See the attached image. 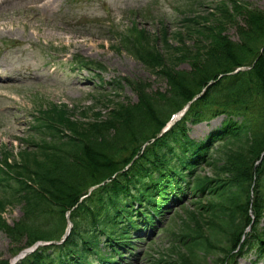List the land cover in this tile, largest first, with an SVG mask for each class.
Returning <instances> with one entry per match:
<instances>
[{
	"label": "trees",
	"instance_id": "16d2710c",
	"mask_svg": "<svg viewBox=\"0 0 264 264\" xmlns=\"http://www.w3.org/2000/svg\"><path fill=\"white\" fill-rule=\"evenodd\" d=\"M230 2L227 22L236 13L245 21L237 40L222 33L224 22L217 21V27L208 17L198 18L205 24L193 23L192 48L182 34L173 36L182 43L175 51L179 60L187 59L193 71L178 70L169 61L166 30L154 38L135 24L121 38L127 52L167 79L165 94L124 78L138 100L114 102L104 119L74 122L66 107L56 104L40 111L29 150L19 160L0 162V184L6 189L0 193V230L17 255L37 241L61 239L69 211L75 225L63 245L40 248L20 264H127L137 243L147 240L140 231L148 227L160 234L159 218L176 203L187 215L189 232L178 240L187 255L148 263L230 264L252 249L264 256V7ZM77 61L84 64L82 57ZM243 66L251 68L220 80L184 121L158 137L171 115L211 80ZM223 114L222 127L205 139L190 137L188 120L199 123ZM107 180L79 204L92 186ZM15 203L23 217L10 225L2 214Z\"/></svg>",
	"mask_w": 264,
	"mask_h": 264
},
{
	"label": "rangeland",
	"instance_id": "374dc122",
	"mask_svg": "<svg viewBox=\"0 0 264 264\" xmlns=\"http://www.w3.org/2000/svg\"><path fill=\"white\" fill-rule=\"evenodd\" d=\"M230 1L0 0V75L4 77L0 80V158L13 155L20 159L34 125L31 115L42 104L65 106L69 118L82 123L106 118L114 102L138 100L124 78L145 82L151 93L165 94L169 88L167 79L125 51L120 44L122 30L138 24L139 29L144 28L154 38L166 30L171 37L169 61L178 70L193 71L194 66L187 59L179 60L175 51L182 43L173 36L182 34L181 39L192 48L193 23L205 24L198 18L208 17L211 25L224 22L222 33L237 40L241 34L237 28L243 27L245 21L236 13L227 22L232 12ZM240 1L264 7V0ZM76 54L104 67L101 87H95L88 79V69L71 63ZM116 81H121L122 88L117 87ZM216 125L218 121L211 126H192L191 134L204 137ZM0 191H4L3 187ZM179 214L148 245L152 257L148 256L143 264H150L146 261L152 258L179 261L187 255L178 241L183 232H189L187 215L183 210ZM22 217L18 203L8 206L2 214V220L10 225ZM145 231L144 235L150 233ZM11 248L10 238L0 230V259L13 260ZM256 256V251H251L240 257L237 264H253ZM258 264H264V260Z\"/></svg>",
	"mask_w": 264,
	"mask_h": 264
},
{
	"label": "water",
	"instance_id": "95a60500",
	"mask_svg": "<svg viewBox=\"0 0 264 264\" xmlns=\"http://www.w3.org/2000/svg\"><path fill=\"white\" fill-rule=\"evenodd\" d=\"M30 251H25L22 256L19 257V259H22L24 256L28 255Z\"/></svg>",
	"mask_w": 264,
	"mask_h": 264
}]
</instances>
